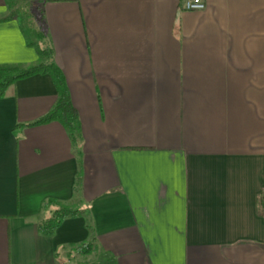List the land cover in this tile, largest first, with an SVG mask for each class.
I'll return each instance as SVG.
<instances>
[{"label":"crops","instance_id":"crops-1","mask_svg":"<svg viewBox=\"0 0 264 264\" xmlns=\"http://www.w3.org/2000/svg\"><path fill=\"white\" fill-rule=\"evenodd\" d=\"M23 1L79 137L32 124L56 102L49 74L0 98V264H264V0ZM10 11L0 65L38 63ZM49 199L80 211L50 236Z\"/></svg>","mask_w":264,"mask_h":264},{"label":"trees","instance_id":"trees-1","mask_svg":"<svg viewBox=\"0 0 264 264\" xmlns=\"http://www.w3.org/2000/svg\"><path fill=\"white\" fill-rule=\"evenodd\" d=\"M11 9L5 19L16 18L23 33L26 44L33 47L40 61L26 66L2 64L0 65V98L7 94L16 81L35 74H49L56 92L57 99L53 107L32 124H41L50 121H58L67 130L70 137L76 140L79 137V120L76 109L73 107L66 81L62 71L47 57L51 56V48L44 46L43 37L46 39L44 26L41 19V10L31 1L7 0ZM28 15V19L26 18ZM27 20V21H26ZM46 57L48 59H46ZM46 215L38 222V230L44 235H52L61 222L70 217L77 216L80 211L70 206L49 199L43 203ZM258 211L264 216V190L258 197ZM94 240L82 243L75 247L76 251L89 252Z\"/></svg>","mask_w":264,"mask_h":264},{"label":"built area","instance_id":"built-area-1","mask_svg":"<svg viewBox=\"0 0 264 264\" xmlns=\"http://www.w3.org/2000/svg\"><path fill=\"white\" fill-rule=\"evenodd\" d=\"M184 10H202L206 0H180Z\"/></svg>","mask_w":264,"mask_h":264},{"label":"rangeland","instance_id":"rangeland-1","mask_svg":"<svg viewBox=\"0 0 264 264\" xmlns=\"http://www.w3.org/2000/svg\"><path fill=\"white\" fill-rule=\"evenodd\" d=\"M27 19L29 18L28 17V15H27V17H26ZM27 21V20H26ZM44 46H47L48 47V45H47V42H46V39H45V37H43V43H42ZM47 57H49V59H50V55H48ZM46 57V59H48ZM91 251V250H90ZM89 252H85V250L84 251H80V252H74L72 255V257H70V260H71V262H80V263H83V262H85V260H88V256H87V254H88ZM91 259H92V257H91Z\"/></svg>","mask_w":264,"mask_h":264}]
</instances>
